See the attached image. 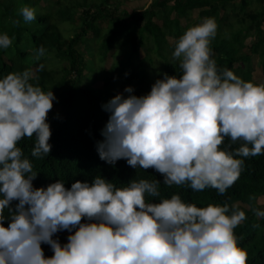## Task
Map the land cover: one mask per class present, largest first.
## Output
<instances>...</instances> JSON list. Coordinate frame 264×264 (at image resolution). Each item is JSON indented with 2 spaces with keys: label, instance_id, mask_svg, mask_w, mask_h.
Segmentation results:
<instances>
[{
  "label": "clouds",
  "instance_id": "obj_1",
  "mask_svg": "<svg viewBox=\"0 0 264 264\" xmlns=\"http://www.w3.org/2000/svg\"><path fill=\"white\" fill-rule=\"evenodd\" d=\"M19 13L25 22L35 19L28 6ZM215 35L210 17L188 27L171 54L179 77L165 73L140 96L126 86L127 96L117 93L102 105L109 115L96 144L101 160L123 158L132 168H153L165 185L211 187L222 195L242 170L236 157L264 153V83L218 70L209 48ZM11 42L0 34V49ZM43 54L41 47L34 58ZM29 78L27 70L0 78V264H246L233 232L245 219L237 205L197 207L177 194L146 202L145 195H160V183L146 179L117 187L96 176L67 189L59 180L34 188L37 173L17 142L34 135L31 156L49 153L46 116L55 97ZM225 138L242 143L221 148ZM253 212L264 218V211ZM58 230L71 232L62 245L52 239ZM41 243L51 257H44Z\"/></svg>",
  "mask_w": 264,
  "mask_h": 264
},
{
  "label": "trees",
  "instance_id": "obj_2",
  "mask_svg": "<svg viewBox=\"0 0 264 264\" xmlns=\"http://www.w3.org/2000/svg\"><path fill=\"white\" fill-rule=\"evenodd\" d=\"M119 1L0 0V34H7L12 41L7 48L0 49V78L8 73L27 70L29 83L45 91L52 85L64 86L70 77L73 80L70 90L73 91L79 88L82 78L88 73L83 74L84 69L96 73L89 69V65L92 67L97 59L104 61L111 50H115L112 53L114 58L116 50L124 47L121 67L111 64L105 70L102 66L98 72L100 76L97 74L95 78L102 80L103 89L116 80L118 89L130 86L133 95H144L150 91L146 87L149 80L145 68L147 61L152 58L156 62L157 56L163 57L164 65L157 78L162 79L165 73L179 77V61L171 55L175 41L188 27L210 17L216 23V35L209 44L210 59L215 61L217 69L227 68L234 74L237 71L244 81L264 83V80L260 83L253 80L250 64L251 56L256 55L264 77V0H148L144 9L129 13L120 8ZM23 6L34 9V20H23L19 13ZM194 13H197L195 19ZM181 20L185 21L184 26ZM168 37L175 41L168 43ZM248 39L249 44L246 43ZM81 46L88 56V64L84 53L79 50ZM41 47L44 54L35 59L37 49ZM90 47L93 48L92 54L89 53ZM141 48L145 51L143 58L139 57ZM114 70L118 73L115 79L110 76ZM80 93L85 96L89 90L83 88ZM89 100V108L80 112L71 110V99L60 103L59 111L48 119L51 122L48 140L51 148L47 155L31 156L34 135L22 137L17 142L23 156L29 159L32 171L37 173L31 181L34 188L46 187L59 180L67 189L75 181L91 183L96 176L117 187L126 186L132 179H146L160 183V195H145L146 202H158L160 198L177 194L185 203L197 207L227 204L231 210L233 205H237L244 212L245 219L233 232L238 246L246 250V264H264V218L253 212L254 208L264 211V205L257 203V198L264 195V153L236 157L243 160L242 170L222 195L211 187L193 191L187 183L168 186L163 184L162 174L153 168H132L123 158L113 164L99 158L96 144L103 140L101 130L109 114L100 107L96 96L89 95ZM56 106H59L58 102L52 103L51 109ZM241 143L225 138L220 147L230 145L231 150ZM17 203V200L11 201L9 207L14 211ZM7 213L5 209L6 217ZM8 222L5 219L3 226L7 227ZM80 222L88 221L82 217ZM74 231L73 228L71 232ZM71 232L58 230L52 239L62 245ZM40 247L45 258L53 255L48 244L41 243Z\"/></svg>",
  "mask_w": 264,
  "mask_h": 264
},
{
  "label": "rangeland",
  "instance_id": "obj_3",
  "mask_svg": "<svg viewBox=\"0 0 264 264\" xmlns=\"http://www.w3.org/2000/svg\"><path fill=\"white\" fill-rule=\"evenodd\" d=\"M147 1L148 0H120L119 1V6L121 9H124L125 11L132 12L133 10H141L144 9L147 5ZM197 13H194L193 15V19L196 18ZM154 21L158 24L161 23L160 20L154 19ZM185 21L181 20V25L184 26ZM92 37L91 35H89V38ZM168 43H173L175 41V39L173 37H168L167 38ZM246 43H250V40L248 39L246 41ZM127 48V45H126ZM80 51H82L84 53L85 56V61H87L88 64V56L86 54V52L84 51V47L81 46L79 48ZM125 48L122 47L120 50L117 49L116 50V54L115 57L112 58V53H114L115 50H111L106 58L104 59V61H100V59H97L94 62V65L91 67V65H89V69L91 68V70H95L96 73L94 72H89L88 69H84L83 70V74H85L86 72H88L83 78H82V82L79 84V88L75 89V90H70V83L73 81L72 79H70V77L68 78L67 82L65 83L64 86L59 87V86H54L52 85L51 87H48L45 92L47 91H52L55 100H53L52 103H59V106L53 107L50 111H48L47 113V123L50 124L51 122L48 121V119H50L52 116H54L60 109V103L64 100L67 99H71L72 105H71V110L75 111V112H80L83 110H86L89 108L90 106V100H89V95H93L96 96L98 98V103L100 105V107L102 108L103 104H106L107 101L113 97L114 95H116L117 93H120L122 95H124L123 89L121 88H117L118 87V82L115 80L113 82H110V84L108 85V88L103 89V82L101 79L95 78L98 74V72L100 70H102V66L105 70L109 69L111 67V64H116V65H122V62L124 60V55L122 53H124ZM93 52V48L90 47L89 48V53L92 54ZM139 57L143 58L145 55V51L143 48L140 49V53H139ZM153 57L154 54H152ZM93 59V58H92ZM250 64L252 67V73L251 76L253 78V80L257 83H260L264 80V77L262 75V71H261V66L259 64V60L258 57L256 55H252L251 59H250ZM119 65V67H121ZM164 65V58L157 56L156 58V62L153 61V59L151 58V61H147V64L145 66L149 80H148V84L146 87H148V89L150 90L151 85L155 82L156 79H160L157 78V76L159 75V70L163 67ZM117 67V69L119 68ZM32 72H34V69H32ZM100 76V74H98ZM118 73L112 72V74L110 75L111 77H113L114 79L117 77ZM236 76L239 77V74L237 71H235ZM109 76V75H108ZM77 85V83H76ZM84 89H88L89 90V94L88 95H81V91ZM257 203L258 204H263L264 205V195L259 196L257 198Z\"/></svg>",
  "mask_w": 264,
  "mask_h": 264
},
{
  "label": "crops",
  "instance_id": "obj_4",
  "mask_svg": "<svg viewBox=\"0 0 264 264\" xmlns=\"http://www.w3.org/2000/svg\"><path fill=\"white\" fill-rule=\"evenodd\" d=\"M264 28V27H263Z\"/></svg>",
  "mask_w": 264,
  "mask_h": 264
}]
</instances>
